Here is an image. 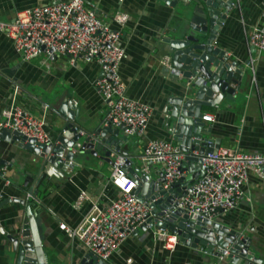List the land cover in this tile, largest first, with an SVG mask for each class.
I'll return each mask as SVG.
<instances>
[{
	"label": "crops",
	"instance_id": "obj_1",
	"mask_svg": "<svg viewBox=\"0 0 264 264\" xmlns=\"http://www.w3.org/2000/svg\"><path fill=\"white\" fill-rule=\"evenodd\" d=\"M52 1L55 0H0V21L13 20L17 11ZM85 2L111 28L120 31L124 57L118 71L125 93L151 108L142 135L126 137L128 142L122 147L128 150L127 158L139 156L148 140L165 139L176 145L168 129V114L170 98L182 95L184 81L172 72V52L167 40L184 37L187 16L163 0ZM263 5L264 0H232L213 42L225 51L229 61L243 64L247 75L246 91L234 102L223 100L218 106L202 107L203 114L214 117L210 122L202 121L203 135L219 148L264 152V54L258 53L247 39L262 24ZM118 11L128 14L122 27L112 20ZM165 56L169 57L168 65L162 63ZM100 73L96 61L77 59L70 64L61 55L48 58L41 53L24 60L16 53L12 40L0 33V115L10 107L13 86L18 85L15 103L43 117L51 139L66 123L56 111L63 103L73 108L76 127L91 132L103 124L107 111L95 86ZM11 138L0 139V165L7 166L5 176L0 177V264H12L7 235H16L24 225L27 201L31 202L29 216L38 226L48 264H78L87 251L77 239L68 237L59 223L75 227L93 205L104 207L117 196L110 183L112 164L96 157L62 176H45L35 195L33 182L25 186L24 178L26 172L36 178L37 168L30 162L36 156ZM130 167L131 174L141 173L139 158L133 157ZM150 176L157 177L158 173L151 169ZM179 189L181 193L182 187ZM242 191L235 208L217 215L213 221L250 237L251 247L264 264V182L250 174ZM82 194L84 198L77 205ZM201 248L193 249L178 241L169 250L154 236L153 230L140 227L111 255L107 264H209L214 255L208 250L204 253ZM225 264H230L228 259Z\"/></svg>",
	"mask_w": 264,
	"mask_h": 264
},
{
	"label": "built area",
	"instance_id": "obj_2",
	"mask_svg": "<svg viewBox=\"0 0 264 264\" xmlns=\"http://www.w3.org/2000/svg\"><path fill=\"white\" fill-rule=\"evenodd\" d=\"M261 17L262 24L253 29L247 39L258 53L264 54V5ZM112 20L122 27L128 20V14L118 11ZM0 33L12 40L16 53L24 60L43 53L48 58L52 55L66 56L70 64H75L77 59L96 61L101 73L95 80V86L107 106L102 125L122 127L126 137L142 135L151 108L148 104L130 99L125 93L118 71L124 57L120 31L111 28L93 8L87 7L85 0H55L17 11L13 20L0 21ZM168 62L169 57L165 56L162 63L168 65ZM18 91V85H14L10 107L1 111L0 133L2 130L17 131L37 143H49L52 139L46 130L45 119L15 103ZM213 119L211 114L201 117L207 122ZM75 130L85 134L76 126ZM199 140L205 143L204 151L192 150L190 153L200 160L202 175L192 179L188 188L181 189L185 194L174 198L164 209L165 216L178 212L200 221H213L217 215L235 208L250 174L264 182V152L216 149L212 139L204 136ZM112 156L110 183L117 196L104 207L93 205L75 227L60 222L61 229L68 237L77 239L87 253L103 264H107L111 255L140 227L153 230L163 246L173 250L179 241L177 233L154 224L156 216L151 214L152 201H145L135 193L137 183L134 173L131 174L126 166L128 158L121 154ZM185 156L170 140H148L138 157L140 172L150 174L151 169L158 174L162 172L163 186L167 187L182 177L194 174L191 166L184 164ZM6 171L7 166L0 165V177H4ZM83 198V194L79 196L77 205ZM241 237L244 236L239 232L237 238ZM231 246L232 243L220 250L213 247L210 254L214 256L209 264H225Z\"/></svg>",
	"mask_w": 264,
	"mask_h": 264
},
{
	"label": "water",
	"instance_id": "obj_3",
	"mask_svg": "<svg viewBox=\"0 0 264 264\" xmlns=\"http://www.w3.org/2000/svg\"><path fill=\"white\" fill-rule=\"evenodd\" d=\"M163 1L188 19L184 37L167 40L172 52V72L184 81L182 95L170 98L168 129L179 151L186 154L184 164L191 166L194 174L164 187L162 172L157 177L134 173L137 183L135 193L145 201H152L151 214L156 216L153 222H157L161 229L167 228L177 233L181 243L193 249L204 246L209 253L213 247L220 250L232 243L228 256L230 264H263V260L256 256L254 248L251 247V238L246 236L238 239L239 232L236 230H229L216 221H200L196 217L180 215L178 212L165 216L164 209L174 198L185 194L183 191L179 193V188H188L192 179L202 175L200 160L190 153L192 150L199 153L204 151L205 143L199 140L204 138L205 133L201 120L202 107L218 106L223 100L234 102L246 91L247 75L243 64L229 61L225 51L213 45L219 28L232 7V0ZM50 58H53V55ZM56 111L66 123L49 143H37L17 131L2 130L0 133V139H8L11 136L19 147L35 154L36 158H31L30 162L37 168L36 178L30 172H26L24 178L25 186L28 182H33L35 195L45 176H62L72 172L75 167L87 164L91 158L97 157L100 161L112 164L113 154L129 156L127 148L122 147L128 142L122 133V127L99 125L93 131L81 135L75 130L73 108L63 103ZM214 148L217 149L218 145L214 144ZM130 157L126 161L129 170L133 157L139 156ZM145 192H148L147 196H144ZM29 205L31 202L27 201V215L20 231L16 235H7L11 242L9 253L12 264H48L38 226L29 216ZM78 264L103 263L87 253Z\"/></svg>",
	"mask_w": 264,
	"mask_h": 264
}]
</instances>
